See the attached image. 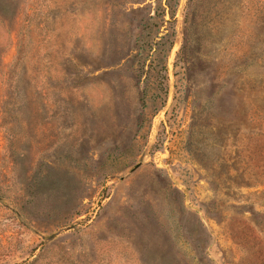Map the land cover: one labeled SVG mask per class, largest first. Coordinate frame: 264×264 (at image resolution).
I'll return each mask as SVG.
<instances>
[{
  "label": "rangeland",
  "instance_id": "374dc122",
  "mask_svg": "<svg viewBox=\"0 0 264 264\" xmlns=\"http://www.w3.org/2000/svg\"><path fill=\"white\" fill-rule=\"evenodd\" d=\"M0 264H264V0H0Z\"/></svg>",
  "mask_w": 264,
  "mask_h": 264
},
{
  "label": "water",
  "instance_id": "95a60500",
  "mask_svg": "<svg viewBox=\"0 0 264 264\" xmlns=\"http://www.w3.org/2000/svg\"><path fill=\"white\" fill-rule=\"evenodd\" d=\"M141 166V164H139L138 166H136L131 172L130 174H132L136 169H138Z\"/></svg>",
  "mask_w": 264,
  "mask_h": 264
}]
</instances>
